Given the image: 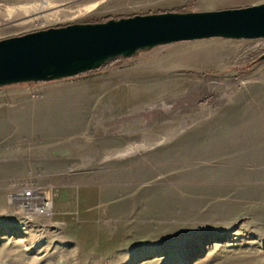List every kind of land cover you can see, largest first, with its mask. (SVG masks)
<instances>
[{
    "label": "rangeland",
    "instance_id": "1",
    "mask_svg": "<svg viewBox=\"0 0 264 264\" xmlns=\"http://www.w3.org/2000/svg\"><path fill=\"white\" fill-rule=\"evenodd\" d=\"M261 3L0 0V40ZM97 64L0 84V264H264V37ZM26 186L48 211L18 209L10 195Z\"/></svg>",
    "mask_w": 264,
    "mask_h": 264
},
{
    "label": "water",
    "instance_id": "2",
    "mask_svg": "<svg viewBox=\"0 0 264 264\" xmlns=\"http://www.w3.org/2000/svg\"><path fill=\"white\" fill-rule=\"evenodd\" d=\"M212 36L263 38L264 3L199 12L137 14L1 39L0 84L69 76L142 47Z\"/></svg>",
    "mask_w": 264,
    "mask_h": 264
},
{
    "label": "built area",
    "instance_id": "3",
    "mask_svg": "<svg viewBox=\"0 0 264 264\" xmlns=\"http://www.w3.org/2000/svg\"><path fill=\"white\" fill-rule=\"evenodd\" d=\"M10 199L21 211L45 212L51 206L48 194L32 186L22 187L16 194H11Z\"/></svg>",
    "mask_w": 264,
    "mask_h": 264
},
{
    "label": "bare ground",
    "instance_id": "4",
    "mask_svg": "<svg viewBox=\"0 0 264 264\" xmlns=\"http://www.w3.org/2000/svg\"><path fill=\"white\" fill-rule=\"evenodd\" d=\"M164 87H169L167 84H164ZM49 207V206H48Z\"/></svg>",
    "mask_w": 264,
    "mask_h": 264
},
{
    "label": "trees",
    "instance_id": "5",
    "mask_svg": "<svg viewBox=\"0 0 264 264\" xmlns=\"http://www.w3.org/2000/svg\"><path fill=\"white\" fill-rule=\"evenodd\" d=\"M100 68H102V67H100Z\"/></svg>",
    "mask_w": 264,
    "mask_h": 264
}]
</instances>
